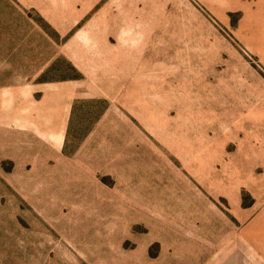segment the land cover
I'll return each instance as SVG.
<instances>
[{
  "label": "rangeland",
  "instance_id": "rangeland-1",
  "mask_svg": "<svg viewBox=\"0 0 264 264\" xmlns=\"http://www.w3.org/2000/svg\"><path fill=\"white\" fill-rule=\"evenodd\" d=\"M22 1L0 0V264H264V0L169 5L136 86Z\"/></svg>",
  "mask_w": 264,
  "mask_h": 264
},
{
  "label": "crops",
  "instance_id": "crops-1",
  "mask_svg": "<svg viewBox=\"0 0 264 264\" xmlns=\"http://www.w3.org/2000/svg\"><path fill=\"white\" fill-rule=\"evenodd\" d=\"M209 1L214 4L229 3L227 0ZM174 2H177V6L179 4L181 6L186 0L22 1L24 6L36 9V13L54 29L57 35L67 38L60 52L68 55L71 61L82 63L85 59L92 60V56L96 57L97 67L103 72V80H106L101 82V85L130 86L138 84V67L146 65V62H142V58L145 59V55H151L154 48L160 46L159 44L154 46L153 39L161 37L163 29L165 31L169 29L168 7ZM188 11H191V8ZM164 15L165 20L162 19ZM181 17L184 24V20L186 21L184 12ZM189 20L187 15V21ZM163 21L165 27L162 25ZM79 55H87V57L81 58ZM246 122L248 125L244 130L252 136L253 126L256 124ZM260 128L257 127L256 130ZM263 135L264 128L258 135L259 139L263 140L262 144H264ZM248 145L243 148H247ZM260 148L264 149V146L260 145Z\"/></svg>",
  "mask_w": 264,
  "mask_h": 264
}]
</instances>
